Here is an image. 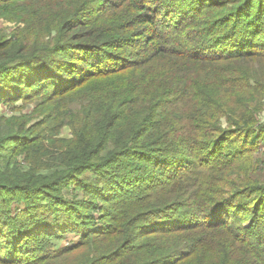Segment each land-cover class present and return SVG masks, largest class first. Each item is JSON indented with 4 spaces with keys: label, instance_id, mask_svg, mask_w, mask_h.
<instances>
[{
    "label": "trees",
    "instance_id": "obj_1",
    "mask_svg": "<svg viewBox=\"0 0 264 264\" xmlns=\"http://www.w3.org/2000/svg\"><path fill=\"white\" fill-rule=\"evenodd\" d=\"M0 18L17 26L0 35V103L39 95L45 110L0 114V264L80 248L84 264H264V180L235 178L264 124L220 126L250 96L234 75L264 60V0H0ZM155 65L141 90L135 72ZM89 83L81 118L98 120L59 136L47 96Z\"/></svg>",
    "mask_w": 264,
    "mask_h": 264
},
{
    "label": "rangeland",
    "instance_id": "obj_2",
    "mask_svg": "<svg viewBox=\"0 0 264 264\" xmlns=\"http://www.w3.org/2000/svg\"><path fill=\"white\" fill-rule=\"evenodd\" d=\"M35 13L36 11H33L34 17H36ZM16 27L17 26L13 21L0 18V35L2 37L9 36ZM236 67L241 70H244L246 66L244 64L237 63ZM159 69L160 68L156 65L153 67L145 66L137 69L135 73L138 74L137 77L140 78L139 81L146 83L143 84L144 86H142L141 90L147 88L151 83L156 82L159 79L158 75L163 72ZM250 69H252V74L250 75L252 78L248 81L246 80L244 74L234 75V77H236L234 82L248 83V90L250 92V96L248 98H235L233 106L234 109L230 111L231 114L229 116H223L220 118V126L222 129L227 130L230 127L229 122H227V119H236L238 118V116H249L252 120L257 123V125L264 124V60L255 64L254 66H250ZM135 73L132 72V74ZM128 75H130V72H128ZM100 84L106 85L108 84V82L106 80H101L98 85ZM92 86L94 85L89 83L81 87L79 89L80 91L76 93H63L60 95H54L53 97H51L50 95L47 96L48 101L51 100L53 105L57 107V109L54 111V114L60 121L59 136L65 138H72L76 131L80 129H85L87 123L94 124L98 120V117L96 115H89L91 117L89 121H87V117L86 120H83L81 118L84 115L83 109H86L84 105V102H86V97L84 93L90 91ZM159 93L162 94V92ZM161 94H159L158 96V94L156 93L155 99H160ZM169 94L170 91L167 93V97H169ZM142 96L144 97L143 99L147 100V96L140 95L139 97ZM43 99L44 98H42V96L38 95L37 97L34 96V99L32 100L19 99L16 101H12L10 102L11 105L0 103V114H28L30 115V124L35 123V121L41 118L45 112V110L41 107L43 105L39 104L42 103ZM255 126L254 128H252V130H255ZM250 151L248 152L249 155H247L246 158H240L238 161H236L237 164L235 165L239 169H242L246 178L243 176V173L241 174V176L235 178L250 179L253 177L254 174H257L259 176L256 177L259 178L257 180L262 181L264 180V143H260L255 150H252V152ZM82 193L83 192H78L77 196H82ZM95 200L100 201L97 198ZM160 200L162 199L158 198L157 201ZM96 213L99 214V211ZM154 225L158 224L155 223ZM66 236V238H58L53 240L52 246L58 250L62 247L70 246L79 238L78 235L70 233H68ZM92 239L95 242V245L93 246V250L91 253L97 251V253L100 254L105 253V251H107L105 249L107 247H112L117 241L116 238H114V234H108L104 238L102 236H97L93 237ZM80 249L75 252V254H70L69 256H67L66 259L63 260L60 264H84L80 262L83 258V254ZM197 263L198 259H192V262L189 264Z\"/></svg>",
    "mask_w": 264,
    "mask_h": 264
}]
</instances>
